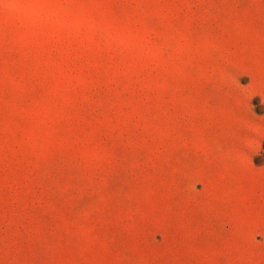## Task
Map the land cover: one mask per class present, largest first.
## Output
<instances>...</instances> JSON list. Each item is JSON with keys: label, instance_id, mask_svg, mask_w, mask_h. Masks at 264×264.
I'll list each match as a JSON object with an SVG mask.
<instances>
[{"label": "rangeland", "instance_id": "1", "mask_svg": "<svg viewBox=\"0 0 264 264\" xmlns=\"http://www.w3.org/2000/svg\"><path fill=\"white\" fill-rule=\"evenodd\" d=\"M0 264H264V0H3Z\"/></svg>", "mask_w": 264, "mask_h": 264}, {"label": "clouds", "instance_id": "2", "mask_svg": "<svg viewBox=\"0 0 264 264\" xmlns=\"http://www.w3.org/2000/svg\"><path fill=\"white\" fill-rule=\"evenodd\" d=\"M3 2V0H0V3H2Z\"/></svg>", "mask_w": 264, "mask_h": 264}]
</instances>
